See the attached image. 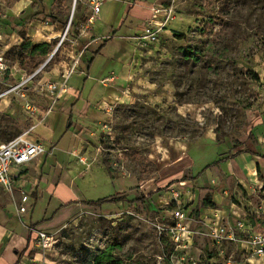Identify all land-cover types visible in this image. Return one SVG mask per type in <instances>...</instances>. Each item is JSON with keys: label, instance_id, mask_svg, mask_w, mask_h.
<instances>
[{"label": "rangeland", "instance_id": "rangeland-1", "mask_svg": "<svg viewBox=\"0 0 264 264\" xmlns=\"http://www.w3.org/2000/svg\"><path fill=\"white\" fill-rule=\"evenodd\" d=\"M21 1H30L31 5V0H0V16L9 35L17 32L22 37L24 32L35 43L45 41L55 31L59 36L52 41L50 55L64 39L35 80L61 64L73 67L78 54L73 39L91 32L86 28L85 0H45L49 14L57 16L63 28L53 25L50 18L33 17L31 6L29 13L24 8L15 19L4 18L8 7L14 8ZM153 1L158 8L172 9V19L158 42L135 45L130 89L115 106L113 115L100 128L92 127L93 133L88 132L84 140L88 155L78 158L91 167L105 165L115 173V180L105 170L93 167L73 182L67 194L54 197L47 207L46 193L37 200L32 198L36 203L33 218H45L40 224L53 230L50 234L56 239L54 247L44 253L47 264H90L89 257L101 255L102 264H169L167 257L174 245L160 228L161 219L170 215L164 205L167 188L145 202L136 201L142 192L126 196L128 203H113L106 210L86 206L89 210L79 214L76 203L61 205L67 200L95 201L111 191L116 193L121 190L119 178H125L128 190H136L142 181L156 178L168 167L172 169L178 160L196 150L213 164L232 155L236 144L244 145L248 112L254 108L264 111V0ZM162 16L158 14L157 20L162 21ZM62 20L67 21L66 25ZM48 25L50 28L45 27ZM28 33L38 36L29 37ZM22 43L6 53L7 62L30 74L50 55L36 59L42 63L35 69L31 56L19 48ZM20 75H8V84L21 81L25 73ZM5 88L1 85L0 91ZM27 95L32 98L36 92L29 90ZM4 122L13 128L14 137L20 133L14 120L0 118V125ZM67 141L72 144L75 139L68 134ZM231 163L229 175L222 171L215 174V168L208 165L195 172L197 179H192L190 188L195 197L198 194L197 205L212 200L217 193L220 196L215 198L220 202L213 208L226 209L232 224L255 218L264 225V158L259 164L251 165L240 158ZM184 176L191 178L192 174L186 171ZM201 237L210 250L206 251L207 263L200 264L250 263L240 245L225 241L223 249H214L208 236ZM209 254L215 258L210 257L212 262Z\"/></svg>", "mask_w": 264, "mask_h": 264}, {"label": "crops", "instance_id": "crops-1", "mask_svg": "<svg viewBox=\"0 0 264 264\" xmlns=\"http://www.w3.org/2000/svg\"><path fill=\"white\" fill-rule=\"evenodd\" d=\"M29 2H16L14 8L8 7L7 14L13 20L17 13L25 10L24 8H26V13H29L30 6L34 13L33 1L31 0V5ZM155 8L156 4L153 0H107L102 6L98 23L91 28L90 33H87V37L80 35L73 39V44L78 52L75 57L77 61L73 67H69L65 63L56 66L58 71L53 69L46 72V77L52 82L58 84L66 82V91L56 101L53 100V96L49 92H37L32 97L33 99L30 98L44 112H47L53 106L50 112L45 115L44 120L37 125L31 134L32 139L39 140L45 144L46 152L32 162L13 169L15 180L13 192H8L0 186V264H44L46 262H44L45 254L38 247L37 239L33 240V233L37 234L38 231L50 233L53 230H47L43 228V224H40L42 219L44 220L45 218H41V220L40 218H33L36 203H32V198L37 200L39 197H44L46 193L49 199L48 204H46L47 207L54 197L62 196L64 193L67 194L73 182L75 183L76 180L84 177L93 167L105 170L114 179L115 173L105 165L100 164L91 167V165L85 164L83 159L79 161L78 158H84L88 155L89 151L86 152L84 149V140L88 136V132L93 133L92 127L100 128L105 119L107 120L111 117L110 114L106 113L105 108H101L100 105L103 103L104 105L113 106L114 109L110 113H114L115 106L124 100L126 92L130 89L133 61L135 59L133 56L137 52L133 37L143 32L148 21L157 20L154 12ZM62 21L63 23L66 22ZM53 25L62 27L59 26V23ZM53 25L51 28H55ZM45 27L50 28L49 25ZM7 31L9 32V29ZM36 35V33H28L29 37H35ZM14 36L17 37L19 35L15 32ZM58 36L59 33L53 31L49 37H46L45 41L34 42L35 44L51 43ZM3 45L6 50H9L14 46V41L13 44L8 42L3 43ZM20 74L22 72L16 74L14 78ZM7 84L8 81L6 79L0 82V86H7ZM23 106L24 102L15 98L14 95L5 96L0 100V118L5 117L14 120L20 133L30 123L23 114ZM248 118L247 140L244 145L232 150V155L234 156L226 160V163L213 166L215 174L222 171L229 175L230 167H232L231 161L237 158H240L241 161L249 162L251 165L252 163L259 164L263 160L264 111L255 110L254 108L248 112ZM12 131L13 128L7 127L5 122L0 125V145L14 138ZM68 134H71L75 139L72 144L67 141ZM238 152L241 153L237 155ZM205 160L206 155L196 150L195 154L191 153L178 160L172 169L168 167V171L164 169L156 178L142 181L140 188L136 190H128L125 178H119L121 180L119 189L121 190L116 193L111 191L109 196L105 198L117 195L130 196L138 192H142L143 196H148L160 188L178 183V180L182 179L186 171H190L191 177L197 179L195 178V172H199L201 168L210 164ZM200 178L199 180H201ZM206 179L210 182L209 178ZM174 181L176 182L170 184ZM192 181L191 179L182 181L183 183L181 184L190 189L192 186L190 184H193ZM129 182H134V180ZM194 189L196 192V187ZM196 195L198 196L197 193ZM24 196L28 197L26 202H23ZM197 196L196 200L191 204L194 219L191 223L192 228L198 231H205L207 230V223L211 220H216V217L223 220L230 219L226 209H215L202 205L199 207L197 205ZM219 196L217 193L213 196L212 202L216 205L220 201L215 197L218 198ZM86 202L84 200H67L61 206L76 203L80 210L79 214H81L89 210L86 206L90 205H87ZM111 204L113 203L107 202L97 208L110 209ZM114 204L124 205L126 203L119 202ZM22 206L26 207L25 212H20ZM46 209L44 210L45 214L47 212ZM45 214H42V217ZM250 221L258 227L264 226L254 223L253 219ZM201 235L203 234L195 235L192 249L190 250V255L195 263L190 261L188 264L207 263L205 262L207 258L205 257L206 251L210 249L207 243L203 241ZM212 245L214 249H223V246L218 247L213 242ZM240 251L244 253L242 249ZM246 256L248 257V255ZM210 257L215 260L213 255L209 254V262H212ZM247 259H249V264L264 263V258L248 257Z\"/></svg>", "mask_w": 264, "mask_h": 264}, {"label": "built area", "instance_id": "built-area-1", "mask_svg": "<svg viewBox=\"0 0 264 264\" xmlns=\"http://www.w3.org/2000/svg\"><path fill=\"white\" fill-rule=\"evenodd\" d=\"M106 1L107 0H85L88 6L86 28H92L98 23L102 6ZM76 2L77 0H75V3ZM154 12L156 16L163 13L162 21H155V19L148 21L143 32L133 37L136 45L144 46L147 43L158 42L160 35L166 28L170 19H172V9H161L156 7ZM1 17L2 16H0V82L5 79L7 80L8 75L16 76L19 72H24L25 77L17 83L7 84V88L0 91V100L5 96L14 95L15 98L23 101V114L30 122L22 133L10 139L5 144L0 145V186L8 192H13L15 188L13 169L32 162L38 156L46 152L45 144L39 140L32 139L31 134L37 125L44 120L45 115L48 114L47 112H50L53 106L50 107L47 112H44L28 97L27 91L31 90L36 93H42L46 90V93H51L54 101L66 91V82L61 84L54 83L46 77V74L41 77V80H35L36 76L45 70L46 66L52 61L62 47L64 39L49 58H47L45 63L33 73L29 74L19 66L11 67L7 62L6 53L8 50L5 49L3 43L13 42L15 36L9 35L6 24L3 21L4 19ZM4 18H9V15L4 16ZM69 23L68 28L71 25V21ZM68 30L69 29H67V31ZM22 42L23 38L17 36L14 45ZM100 107H104L106 113L112 116L113 113H110V111H113V106L104 105L102 103ZM165 193L167 194V199L164 201V205L169 209L170 215L169 217H163V219H161L162 226H160V228L167 232L174 245L173 252L167 257L169 264H188L190 261L195 263L190 255V250L192 249L196 234H205L218 247L223 246L225 241H231V243L240 245L244 254L248 255L249 258H264V226L258 227L251 221L242 219L232 224L230 220H223L216 217V220H211L207 223V230L205 232L198 231L191 227V223L194 220L191 204L196 200L192 189L178 182L168 186ZM27 200L28 197L24 196L23 202ZM25 211L26 207L22 206L20 212ZM55 242L56 239L54 235L45 231L37 232V244L44 253L51 250Z\"/></svg>", "mask_w": 264, "mask_h": 264}, {"label": "trees", "instance_id": "trees-1", "mask_svg": "<svg viewBox=\"0 0 264 264\" xmlns=\"http://www.w3.org/2000/svg\"><path fill=\"white\" fill-rule=\"evenodd\" d=\"M32 1H33L34 6L36 7V10H35V12L32 15L33 17L50 18V19H52L54 24H57V23L60 22L57 16L49 14V12H48L49 11L48 3L45 0H32ZM66 23H67V21L64 22L63 24L66 25ZM178 36H180V35H178ZM22 37H23V43L21 44V46H19V48L21 50H23V51H27V56H31V58L35 62L33 64L34 65L33 68L36 69L42 63V62H40L39 60H36V59H45V58H47L50 55V53H51V48H52L53 43L52 42L51 43H39V44L38 43H36V44L32 43L24 32L22 33ZM11 49L7 52V54L10 53ZM235 146L238 147L239 144L238 145L236 144ZM240 153L241 152H238L237 155L240 154ZM233 156L234 155H230V156H227V157H225L223 159H220L219 161L207 166V168L212 167V166H217L221 162L231 159ZM190 179L192 180L193 178L192 177L190 178V177H187V176H183L181 181H186V180H190ZM175 182L176 181H174V182H172L170 184H173ZM168 186H166L164 188H160L157 191L150 193L148 196H141L140 198L136 199V201L137 202H145L146 200L151 199L155 195V193L161 192L162 190L166 189ZM107 202H112V203H119V202L123 203L124 202V203H128L129 201H128L126 195H117V196H112L110 198H102V199H98V200H95V201H87L86 204L90 205V206H94V207H101L103 204H105ZM202 205L204 207H215L216 206V204L213 203L212 200H209V199L203 200ZM253 221L256 224L259 223L258 220H256L255 218H253ZM33 235H34V239L33 240L35 241L37 239V234L33 233ZM90 258L91 257H89L87 259V261L90 262V264H91V259L94 260L92 264H102V260L104 259V256L101 255V256H98V257L94 256L91 259Z\"/></svg>", "mask_w": 264, "mask_h": 264}, {"label": "bare ground", "instance_id": "bare-ground-1", "mask_svg": "<svg viewBox=\"0 0 264 264\" xmlns=\"http://www.w3.org/2000/svg\"><path fill=\"white\" fill-rule=\"evenodd\" d=\"M74 13V12H73Z\"/></svg>", "mask_w": 264, "mask_h": 264}]
</instances>
